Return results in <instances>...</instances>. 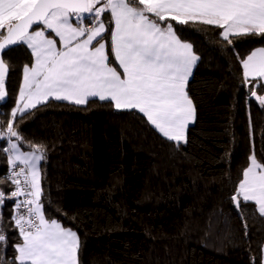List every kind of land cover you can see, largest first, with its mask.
Returning <instances> with one entry per match:
<instances>
[{
  "label": "trees",
  "instance_id": "obj_1",
  "mask_svg": "<svg viewBox=\"0 0 264 264\" xmlns=\"http://www.w3.org/2000/svg\"><path fill=\"white\" fill-rule=\"evenodd\" d=\"M215 31L181 29L201 57L188 81L195 120L186 143L167 140L138 111H118L98 98L84 106L50 99L18 116L24 148L29 141L48 145L46 217L77 231L80 264H260L264 218L252 204L238 214L230 196L249 156L264 160V109ZM257 46H264L258 37L234 45L240 55ZM3 59L10 72L0 121L10 118L30 50L13 46ZM8 168L0 152V177ZM12 205L7 200L2 209L9 257L19 242Z\"/></svg>",
  "mask_w": 264,
  "mask_h": 264
},
{
  "label": "snow or ice",
  "instance_id": "obj_2",
  "mask_svg": "<svg viewBox=\"0 0 264 264\" xmlns=\"http://www.w3.org/2000/svg\"><path fill=\"white\" fill-rule=\"evenodd\" d=\"M196 25L216 30L237 56L242 84L264 109V46L245 55L234 47L240 38L264 42V0H0V101L10 72L3 54L24 45L31 56L10 118L0 121V152L9 166L0 177V264H80L78 233L46 217L48 145L29 141L22 150L18 116L50 99L84 106L98 98L118 111H138L167 140L186 143L195 118L187 84L201 57L181 29ZM5 182L13 186L7 192ZM7 200L19 239L11 257L2 211ZM230 200L238 214L252 204L264 218V160L254 152ZM244 230L247 235L246 223ZM259 260L264 264V247Z\"/></svg>",
  "mask_w": 264,
  "mask_h": 264
},
{
  "label": "rangeland",
  "instance_id": "obj_3",
  "mask_svg": "<svg viewBox=\"0 0 264 264\" xmlns=\"http://www.w3.org/2000/svg\"><path fill=\"white\" fill-rule=\"evenodd\" d=\"M193 70H194V69H193ZM191 76H192V75H191ZM191 76L189 77V79L191 78ZM187 88H188V84H187ZM187 91H188V90H187ZM194 120H195V118H194ZM194 120H193V121H194ZM190 124H191V123H190ZM190 124H189V125H190ZM187 129H188V128H187ZM186 135H187V130H186ZM22 150H28V149L23 148Z\"/></svg>",
  "mask_w": 264,
  "mask_h": 264
},
{
  "label": "crops",
  "instance_id": "obj_4",
  "mask_svg": "<svg viewBox=\"0 0 264 264\" xmlns=\"http://www.w3.org/2000/svg\"><path fill=\"white\" fill-rule=\"evenodd\" d=\"M188 42V41H187ZM257 47H259V46H257ZM248 166V165H247ZM64 226V225H63ZM64 227H66V226H64ZM66 228H70V227H66ZM71 229H73V228H71ZM74 231H76L75 229H73ZM77 232V231H76Z\"/></svg>",
  "mask_w": 264,
  "mask_h": 264
},
{
  "label": "water",
  "instance_id": "obj_5",
  "mask_svg": "<svg viewBox=\"0 0 264 264\" xmlns=\"http://www.w3.org/2000/svg\"><path fill=\"white\" fill-rule=\"evenodd\" d=\"M7 78V77H6ZM6 78H5V88H6Z\"/></svg>",
  "mask_w": 264,
  "mask_h": 264
}]
</instances>
